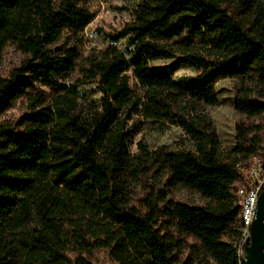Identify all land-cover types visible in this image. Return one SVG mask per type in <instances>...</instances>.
Instances as JSON below:
<instances>
[{"label":"trees","instance_id":"obj_1","mask_svg":"<svg viewBox=\"0 0 264 264\" xmlns=\"http://www.w3.org/2000/svg\"><path fill=\"white\" fill-rule=\"evenodd\" d=\"M89 1L0 0V51L12 44L28 57L0 79V115L35 83L53 93L22 131L0 127V264H91L96 250L115 264H240L237 167L263 159V139L238 124L222 160L212 121L189 105H217L216 82L235 78V111L264 116V0H133L132 21L110 36L126 40L129 60L113 44L81 54ZM156 60L171 62L151 68ZM187 64L200 72L173 82ZM74 72V84L60 82ZM92 82L101 98L82 116L77 88ZM133 115L176 124L194 152H149L139 142L130 154ZM148 173L154 186L142 207L129 206L127 177ZM183 190L203 205L176 198Z\"/></svg>","mask_w":264,"mask_h":264},{"label":"rangeland","instance_id":"obj_2","mask_svg":"<svg viewBox=\"0 0 264 264\" xmlns=\"http://www.w3.org/2000/svg\"><path fill=\"white\" fill-rule=\"evenodd\" d=\"M89 6L94 12V19L85 28L81 54L86 55L91 51H104L110 45H114L123 53L126 59H130V49L125 39H119L111 43L110 36L116 35L122 31L127 24L132 21L131 10L134 6L133 0H90ZM196 42V50L199 51V45ZM203 52V51H202ZM28 57L18 50L14 45L8 44L0 51V79L8 78L12 72L18 69L26 62ZM171 60H156L150 63L151 68L166 66ZM200 70L191 64L182 65L170 73L169 77L173 82H178L183 78L195 77ZM129 76V85L132 95L140 98L142 90L138 82L132 76ZM77 72L64 75L60 82L69 86L78 80ZM240 81L235 78H224L216 82L214 89L217 93L218 104L209 105H189L190 107L203 108V113L212 121L215 133L218 139V153L222 160L230 158L231 150L236 143V126L243 124L250 127H256L259 135L263 139L264 147V116L247 118L237 113L233 106L234 97ZM53 93L49 88L40 83H35L32 89L20 98L14 100L9 107L0 115V127L11 128L15 131H22L26 119L25 115L33 113L42 108H49L51 105ZM101 93L96 87V83L82 84L77 88L78 113L82 116L89 115L94 105L99 104ZM177 107L181 108L185 102L177 100ZM129 133V152L137 154V144L142 143L149 152H159L161 154H180L184 152H194L192 140L174 123L155 122L144 119L141 115H133L127 122ZM152 174L144 180L139 181L133 176H128L125 182L127 185L126 202L129 206L142 207V197L150 192L152 184ZM176 198L190 205L200 206L204 201L196 193L188 190L175 191ZM244 242L239 244L238 254L242 259L244 253ZM91 264H115L106 251L96 250L91 255Z\"/></svg>","mask_w":264,"mask_h":264},{"label":"built area","instance_id":"obj_3","mask_svg":"<svg viewBox=\"0 0 264 264\" xmlns=\"http://www.w3.org/2000/svg\"><path fill=\"white\" fill-rule=\"evenodd\" d=\"M239 192L241 193L240 206L245 207L248 225L250 227L255 217L258 196L264 186V157L255 160L250 169H240ZM249 235H246V240Z\"/></svg>","mask_w":264,"mask_h":264},{"label":"water","instance_id":"obj_4","mask_svg":"<svg viewBox=\"0 0 264 264\" xmlns=\"http://www.w3.org/2000/svg\"><path fill=\"white\" fill-rule=\"evenodd\" d=\"M240 264H264V186L258 196L254 220L244 244Z\"/></svg>","mask_w":264,"mask_h":264},{"label":"bare ground","instance_id":"obj_5","mask_svg":"<svg viewBox=\"0 0 264 264\" xmlns=\"http://www.w3.org/2000/svg\"><path fill=\"white\" fill-rule=\"evenodd\" d=\"M262 158L260 157H255V158H252L251 160H249L247 163L243 164V165H239L237 167V174H238V177L240 179V173H239V170L240 169H250L251 165H253L255 163V160H261ZM239 192V184L237 185V188H236V199H237V203H238V206H239V209H240V215H239V225H240V229L242 231V241L241 243L246 242V235H249V225H248V217H246V210H245V207H241L240 206V201H241V193H238Z\"/></svg>","mask_w":264,"mask_h":264}]
</instances>
